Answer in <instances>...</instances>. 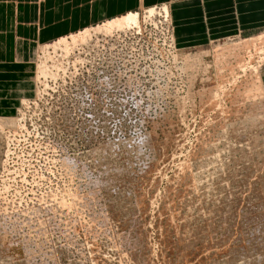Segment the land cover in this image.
I'll return each instance as SVG.
<instances>
[{
    "label": "rangeland",
    "instance_id": "1",
    "mask_svg": "<svg viewBox=\"0 0 264 264\" xmlns=\"http://www.w3.org/2000/svg\"><path fill=\"white\" fill-rule=\"evenodd\" d=\"M163 4L37 47L0 115V264H264V30L172 53Z\"/></svg>",
    "mask_w": 264,
    "mask_h": 264
},
{
    "label": "crops",
    "instance_id": "2",
    "mask_svg": "<svg viewBox=\"0 0 264 264\" xmlns=\"http://www.w3.org/2000/svg\"><path fill=\"white\" fill-rule=\"evenodd\" d=\"M158 3L168 6L182 50L264 30V0H0V90L9 92L0 111L24 93L32 96L38 46ZM9 80L24 90L6 89Z\"/></svg>",
    "mask_w": 264,
    "mask_h": 264
},
{
    "label": "bare ground",
    "instance_id": "3",
    "mask_svg": "<svg viewBox=\"0 0 264 264\" xmlns=\"http://www.w3.org/2000/svg\"><path fill=\"white\" fill-rule=\"evenodd\" d=\"M164 5V10H165V12H167L168 14H169V9H168V6L167 5H165V4H163ZM153 11V8L152 7H149L148 8V10H147V12H152ZM166 17L167 16H163V17H160L158 20H156L155 21V23H153L152 25L154 26V25H158L159 23L160 24H163V22H164V24L166 25L167 24V21H168V19L166 20ZM171 20H172V17H171ZM138 23H139V17H138V14H137V12H130V13H128V14H126V15H123V16H121V17H116V19H114V20H109V21H106V22H104L103 24H102V27L100 28V30L98 31V32H100V33H104V34H106V35H112L113 33H112V31H113V29L114 30H116V29H122V28H124L127 24H129V26H130V24H134V25H138ZM170 24V23H169ZM167 26H170V25H167ZM170 30V29H169ZM118 31V30H117ZM170 32H171V37H172V42L174 41V38H173V34H172V31L170 30ZM89 34H91V33H86V29L85 30H83V31H81V32H79V34H73V35H70L69 37H61V38H59L57 41H55V42H53V43H51V44H47V45H45V46H51L52 48H53V50H57V49H59V46H60V48H63V50H65V52L66 53H68V51H67V49H70V48H68V46H74L75 44H77V43H79V41H81V42H83L84 41V39L85 38H87L88 36H89ZM253 38V37H252ZM252 38H250V39H252ZM255 40V39H254ZM256 40H258L259 41V43L260 42H264V34H260V35H258L257 37H256ZM245 41V40H244ZM243 41V42H244ZM246 43L248 44V45H250V44H252V43H254V42H251V40H247L246 41ZM245 43V44H246ZM175 45V44H174ZM254 45V44H253ZM252 45V46H253ZM263 46H262V51H264V44H262ZM44 46V47H45ZM257 47V46H256ZM29 49V48H28ZM259 49H261V48H259ZM254 50V49H253ZM256 50H257V48H256ZM29 51H30V49H29ZM262 51H260V52H262ZM53 52V51H52ZM255 52V51H254ZM31 53H32V51H31ZM44 53V52H43ZM256 53V52H255ZM263 53V52H262ZM47 54V53H46ZM247 54H249V53H247ZM246 54V56L248 57V55ZM259 55H260V53H258ZM42 56H43V54H42ZM175 56V55H174ZM257 57H259L258 58V60L256 59L254 62H256V63H261V65H259V66H256L255 68H252L253 70V72L254 73H256V74H258V76H256V74H255V76H256V79H257V81H256V83H257V85L259 86H257L256 84H254V82H250V84L251 85H256L257 86V90L256 91H258V88H260V91L259 92H261L260 94H262L261 96H263L264 95V91H263V88H262V85L261 84H263L264 83V68L262 69L261 67L262 66H264V53H263V55H260V56H257ZM194 58V57H193ZM256 58V57H255ZM48 59V58H47ZM183 59H184V57H183ZM44 60V59H43ZM246 60H247V58H246ZM253 60V57L251 58V57H249L248 58V60L246 61V62H243V61H241V63H243V64H246L247 62H250V61H252ZM245 61V60H244ZM40 64H38V65H34V66H37V70H38V72L36 73V75L35 76H33V73H32V75L29 77L30 78V83L33 85V82H35V80H34V78L35 79H37L38 77H36L37 76V74H40L41 76H43V77H45L46 76V73H48L47 72V70H48V66H47V64L44 62V61H40L39 62ZM240 63V64H241ZM36 64V63H35ZM242 65V64H241ZM239 66V67H242V66ZM57 69V68H56ZM34 71V70H33ZM255 79V78H254ZM255 79V80H256ZM2 83V82H1ZM3 84H6V83H4L3 82ZM7 84H8V88H6V89H9V90H11V89H17V91L18 90H24V86H19V85H25V84H19L18 82H16L15 80L14 81H7ZM1 86H3V85H1ZM255 87V86H254ZM1 88V87H0ZM253 91H255V88H254V90ZM34 93V92H33ZM32 93V94H33ZM257 93V92H256ZM2 94H4L5 96H7V95H9V92L7 91V92H5L4 91V88H3V91L2 90H0V95H2ZM252 94H254V93H252ZM251 95V94H250ZM3 96V95H2ZM29 95H25V93H24V95H22L20 98H18V99H16V100H14V103L18 106V108L17 109H14V110H12L11 109V112H10V114H9V119L12 121V122H16V116H15V113L17 112V111H20V109H19V107H20V105L21 104H25V101H26V99H27V97H28ZM213 97V96H212ZM252 98H253V95H252ZM210 100V99H209ZM10 101H11V99H10ZM7 102H8V100H7ZM13 102V101H12ZM12 102H8V103H10V105H13L14 103H12ZM3 104V103H2ZM19 104V105H18ZM16 106V107H17ZM1 108V107H0ZM5 111V109L3 110H1L0 111V115L3 113ZM15 112V113H14ZM2 122V121H1ZM220 206V205H219ZM185 232V231H184ZM200 232V231H199ZM204 234H206V233H204ZM181 235H182V233H181ZM263 240V239H262ZM209 242V241H208ZM187 243V242H186ZM190 246V245H189ZM258 246V245H257ZM259 248V247H258ZM262 248V247H261ZM264 248V247H263ZM262 251H263V249H261ZM264 253V252H263ZM247 255V254H246ZM257 255V254H256ZM259 257V256H258ZM257 259V258H256ZM255 259V260H256ZM242 260V259H241ZM249 260V259H248ZM254 260V261H255ZM237 262V261H236ZM239 262V261H238ZM246 262H247V260H246ZM231 263H233V262H231ZM230 263V264H231ZM243 263V262H242ZM235 264V263H234ZM239 264V263H238ZM244 264V263H243Z\"/></svg>",
    "mask_w": 264,
    "mask_h": 264
},
{
    "label": "built area",
    "instance_id": "4",
    "mask_svg": "<svg viewBox=\"0 0 264 264\" xmlns=\"http://www.w3.org/2000/svg\"><path fill=\"white\" fill-rule=\"evenodd\" d=\"M167 25L165 24H158L157 27H153L151 24H148V26L146 27L145 32L148 33H153L156 34V32L160 33L163 35L162 41L166 42L167 45L169 43V37H170V30H169V26L168 29L166 30ZM134 33V32H133ZM136 34L140 35V33L138 31L135 32ZM141 36V35H140ZM170 50L172 51V53L174 52V50L170 47V45H168Z\"/></svg>",
    "mask_w": 264,
    "mask_h": 264
}]
</instances>
